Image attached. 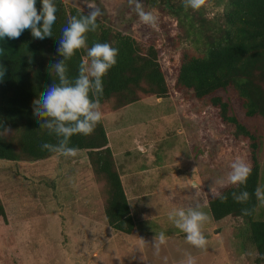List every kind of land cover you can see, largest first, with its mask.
<instances>
[{
	"label": "rangeland",
	"instance_id": "rangeland-1",
	"mask_svg": "<svg viewBox=\"0 0 264 264\" xmlns=\"http://www.w3.org/2000/svg\"><path fill=\"white\" fill-rule=\"evenodd\" d=\"M64 1L88 11L89 5L99 7V18L159 48L171 92L163 98L144 96L117 110L111 103L100 108L137 224L131 235L108 224L106 185L96 178L85 151L37 162L0 159V200L7 215V220L0 218V264H179L185 254L194 256L197 264H257L243 220H215L209 209L215 196L211 189L224 188L215 181L225 177L236 160L249 167L251 150L249 140L223 124L207 101L175 86L182 54L202 47L188 21L156 0H139L143 10L157 18L155 27L142 23L129 0ZM225 2L207 0L204 8L190 11L214 20ZM230 95L233 112L261 135L262 120L247 117L240 99ZM260 161L264 190L263 150ZM197 205L208 217L202 229L205 250L188 244L185 233L168 219L174 208ZM256 217L264 218V204H259ZM160 232L167 243L156 255L153 242Z\"/></svg>",
	"mask_w": 264,
	"mask_h": 264
},
{
	"label": "trees",
	"instance_id": "trees-1",
	"mask_svg": "<svg viewBox=\"0 0 264 264\" xmlns=\"http://www.w3.org/2000/svg\"><path fill=\"white\" fill-rule=\"evenodd\" d=\"M54 2L57 20L52 38L34 39L30 31L25 30L18 39L0 40V64L7 68L4 79L0 80L2 160L37 162L60 155L41 150L42 143H56V138L40 128L33 115V100L53 82L49 65L62 59L57 53L62 28L71 17L86 15L88 10L68 6L64 0ZM156 3L175 10L181 21L187 20L189 30L202 44L200 49L182 54L175 76L177 90L207 101L223 124L233 126L237 134L250 142L251 164L246 184L238 188L224 187L219 193L227 199L222 202L217 196L210 198L209 209L215 220L228 216L241 218L243 231L257 251L256 263L264 264V218L256 217L260 203L255 195L257 187L263 185L260 151H264V0H226L221 16L214 20L192 13L190 9L186 11L183 3L175 0H156ZM41 7V0H37L38 10ZM97 23L98 29L87 34V46L109 43L118 50L116 65L103 77L100 106L111 103L112 110H117L144 96H168L171 86L160 49L154 44H143L99 17ZM86 52V48L78 50L67 61L70 78L78 74V65L87 58ZM230 93L240 99L247 117L262 120L261 135L233 112ZM69 146L85 151L96 178L105 182L104 209L110 227L116 232L133 234L137 224L104 122L98 124L91 135H74ZM233 191H247L248 201L235 202L231 196ZM242 209L251 210V214L243 215ZM0 218L7 220L2 200Z\"/></svg>",
	"mask_w": 264,
	"mask_h": 264
},
{
	"label": "clouds",
	"instance_id": "clouds-1",
	"mask_svg": "<svg viewBox=\"0 0 264 264\" xmlns=\"http://www.w3.org/2000/svg\"><path fill=\"white\" fill-rule=\"evenodd\" d=\"M135 5L142 23L155 27L157 18L152 12L143 10L139 0H129ZM207 4V0H183L184 9L199 11ZM41 9L37 8V0H0V40L5 37L18 39L28 30L34 39L44 40L53 37V25L56 23L57 7L54 0H41ZM86 15L71 17L61 30L58 40L57 53L62 59L49 65L52 84L39 92L38 98L33 100V115L37 118L40 128L46 129L50 136L56 138V143L44 142L41 150L58 153L66 158L75 157L77 149L70 147L74 135L88 136L93 133L98 124L104 119L100 110L99 97L103 95V77L116 65L118 50L109 43H94L87 46V34L95 32L99 25L98 17L103 15L99 7L89 5ZM87 49L86 57L78 65V74L74 78L68 75L67 61H70L78 50ZM7 68L0 64V80H3ZM249 167L241 160L231 165V170L223 178L215 181L220 187L245 185ZM213 194L222 202L227 196L215 189ZM255 195L259 203L264 204V190L257 187ZM237 203H246L249 199L247 191L231 193ZM243 215H250L251 210L242 209ZM168 219L181 232L185 233L186 242L194 248L205 250L207 239L203 234V225L207 222V215L200 206L187 209L174 208L168 213ZM167 243L163 232L157 233L153 247L159 255L161 246ZM179 264H197L191 254H185Z\"/></svg>",
	"mask_w": 264,
	"mask_h": 264
},
{
	"label": "crops",
	"instance_id": "crops-1",
	"mask_svg": "<svg viewBox=\"0 0 264 264\" xmlns=\"http://www.w3.org/2000/svg\"><path fill=\"white\" fill-rule=\"evenodd\" d=\"M77 152H79V151H77ZM81 152H83V151H81ZM86 156H87V153H86ZM56 157V156H55ZM55 157H53V158H55ZM74 160V159H73ZM140 197H142V196H140ZM129 199V198H128ZM130 202V201H129ZM65 206V205H64ZM78 210V209H77ZM81 211V212H80ZM81 213H82V209L80 208L79 209V215H81ZM133 213V212H132Z\"/></svg>",
	"mask_w": 264,
	"mask_h": 264
}]
</instances>
